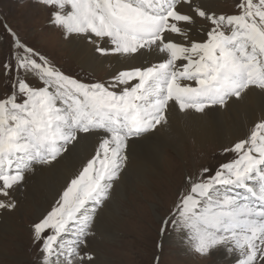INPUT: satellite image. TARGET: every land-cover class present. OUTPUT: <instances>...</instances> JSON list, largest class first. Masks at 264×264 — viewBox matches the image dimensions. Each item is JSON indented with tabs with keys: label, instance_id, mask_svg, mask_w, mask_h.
Returning <instances> with one entry per match:
<instances>
[{
	"label": "snow or ice",
	"instance_id": "obj_1",
	"mask_svg": "<svg viewBox=\"0 0 264 264\" xmlns=\"http://www.w3.org/2000/svg\"><path fill=\"white\" fill-rule=\"evenodd\" d=\"M47 23L106 76L66 74L11 28L0 60V211L38 171L64 169L31 225L41 264H96L88 241L123 183L130 153L173 118L262 101L259 117L215 169L185 173L161 219L189 253L264 264V0L217 14L207 0H37ZM158 260V257H157Z\"/></svg>",
	"mask_w": 264,
	"mask_h": 264
},
{
	"label": "rangeland",
	"instance_id": "obj_2",
	"mask_svg": "<svg viewBox=\"0 0 264 264\" xmlns=\"http://www.w3.org/2000/svg\"><path fill=\"white\" fill-rule=\"evenodd\" d=\"M209 2L211 10L217 14H235V4L239 0ZM47 20L48 12L37 0H0V60L9 53L10 37L5 30L7 26L26 44L48 56L66 74L85 80L106 76V70L90 72L77 65L66 48V40L48 25ZM6 91L3 81L0 80V96ZM187 143L184 144L182 154L173 152L166 141L160 140L157 144L163 152L161 170H148L143 174V179L151 182L149 198L142 196L145 190H140L136 182L135 185L131 183L127 186L125 180L136 173L135 166L128 164L123 181L125 185H121L127 190V197L124 200L112 194V199L106 206L110 208L109 204L115 197L114 206L119 212L114 218H110L111 215L103 214L104 210H101L94 229L96 234L88 241V250L94 253L96 264H225L215 252L207 257L189 253L170 225L163 234L160 232V221L172 207L185 173L198 171L205 166L215 169L229 158L222 153L220 147L208 145L207 148L197 149ZM138 149L140 147L136 146L131 151L130 159L139 161L136 167L141 171L146 167ZM14 196L16 198L15 194ZM22 198L24 200V195ZM20 204L15 210L7 211V215L0 216V264H41L38 246L31 241V225L40 214L28 211L33 209V204L18 213L23 202Z\"/></svg>",
	"mask_w": 264,
	"mask_h": 264
},
{
	"label": "bare ground",
	"instance_id": "obj_3",
	"mask_svg": "<svg viewBox=\"0 0 264 264\" xmlns=\"http://www.w3.org/2000/svg\"><path fill=\"white\" fill-rule=\"evenodd\" d=\"M207 2L210 5L209 0H207ZM66 42V48H68L70 51L72 58L77 63V65L90 72H98L100 69L106 70V65L96 66L88 64L85 61L84 56L78 46L75 43H70L68 41ZM261 107L262 101L260 98L249 95L245 97L244 101H242L237 107L230 108L227 111H213L207 116L195 115L188 118L177 116L173 118L171 125L167 130H162L152 138L151 143L156 145L154 149L149 151L146 150L142 145H138L140 147V149H138L139 154L145 160L143 161V164L146 168H144L145 171H140V169L136 167L139 161H133L130 159V166H135L136 173L132 178L125 180L127 186H130L131 183L135 185L136 182V185L140 186V190H145V193L141 195L144 198L150 197L149 189L152 188L149 184L151 182L149 183V181L143 179V174L148 170H152L154 172L158 169L161 170V154L163 152L157 147V144L160 142V140L166 141L168 147L177 154H182L184 144L187 142V144H189L191 147L195 146L197 149L207 148L208 145H213L220 147L219 149L221 150L222 146L235 142L237 136H242L244 134V132L247 130V127L251 126L250 122H254L259 117ZM163 165H165V163H163ZM160 173L162 174L161 171ZM63 178L64 169L61 166H57L56 169L52 170H44L42 172L38 171L36 174L29 176L23 189V195L25 197L24 200L22 198L23 195L21 196L20 194L21 190L15 193V199L18 201V207H20V203L23 202L20 210L18 209V213L22 211L24 207H28L30 204H33L32 208L34 210L28 209L29 212L35 211L36 214H41L44 212L51 201L54 191L59 188L60 184L62 183ZM113 193L114 196L116 195V198L121 197L125 200L127 197V190L124 189L123 186H120L116 192L114 191ZM114 199L109 204V206L113 208L112 210L111 207L107 208L108 205L105 206L106 210L103 208V214L107 213L108 215H111L109 216L110 218H114V216H116L119 212L116 206H114ZM7 213V211H0V216L4 214L7 215ZM5 220L3 221L5 222ZM215 254L219 259H223L225 263L227 257L222 252H215Z\"/></svg>",
	"mask_w": 264,
	"mask_h": 264
}]
</instances>
